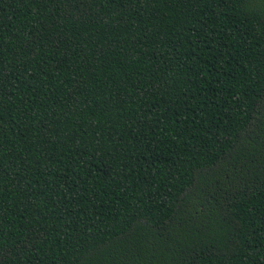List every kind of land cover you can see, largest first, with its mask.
Segmentation results:
<instances>
[{"label": "trees", "instance_id": "obj_1", "mask_svg": "<svg viewBox=\"0 0 264 264\" xmlns=\"http://www.w3.org/2000/svg\"><path fill=\"white\" fill-rule=\"evenodd\" d=\"M0 264H264V0H0Z\"/></svg>", "mask_w": 264, "mask_h": 264}]
</instances>
